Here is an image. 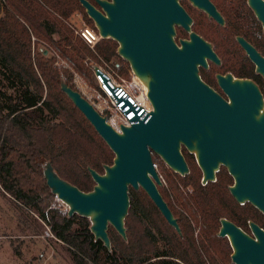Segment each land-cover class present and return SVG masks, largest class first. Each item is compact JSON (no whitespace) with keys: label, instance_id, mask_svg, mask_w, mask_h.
I'll use <instances>...</instances> for the list:
<instances>
[{"label":"trees","instance_id":"1","mask_svg":"<svg viewBox=\"0 0 264 264\" xmlns=\"http://www.w3.org/2000/svg\"><path fill=\"white\" fill-rule=\"evenodd\" d=\"M78 11L97 30L79 0H0V71L8 88L17 92L0 89L1 187L17 203L47 219L75 264H235L228 237L218 235L221 218L251 233V220L264 228V214L250 202L240 204L234 198L229 189L234 179L225 166L217 172L216 181L203 184V172L185 147L190 167L186 175L153 155L168 184L159 186L160 192L178 219L181 233L168 223L144 189L132 186L127 239L110 226V249L95 238L90 218L69 216L57 206V195L44 176L47 162L64 179L91 191L95 181L89 167L104 173V166L113 164L115 158L62 90V82L74 88V72L91 81L94 60H122L121 70L126 74L130 68L118 54L115 39L102 38L92 49L75 34L69 19ZM61 60L67 66L61 65ZM145 218L164 240L162 252Z\"/></svg>","mask_w":264,"mask_h":264},{"label":"water","instance_id":"2","mask_svg":"<svg viewBox=\"0 0 264 264\" xmlns=\"http://www.w3.org/2000/svg\"><path fill=\"white\" fill-rule=\"evenodd\" d=\"M102 38L119 43L118 54L130 63L148 89L153 110L130 126L116 130L82 93L62 82L61 88L115 153L104 173L89 167L95 185L83 191L61 177L51 162L44 176L51 191L69 206L68 215L90 218L91 231L110 249L109 227L127 239L126 217L130 186L142 188L168 223L181 227L160 192L162 177L154 154L175 172L186 175L185 147L196 157L202 183L216 181L224 165L234 178L229 187L240 203L250 202L264 214V96L256 82L218 75L229 95L226 101L202 81L199 65L210 58L220 63L212 44L191 31L192 18L180 0H79ZM222 24L224 18L210 0H191ZM264 28V0H248ZM190 31V39L175 40L176 26ZM257 72L264 77V56L238 37ZM252 234L232 220L221 218L218 235L228 237L235 264H264V228L249 222Z\"/></svg>","mask_w":264,"mask_h":264},{"label":"flooded vegetation","instance_id":"3","mask_svg":"<svg viewBox=\"0 0 264 264\" xmlns=\"http://www.w3.org/2000/svg\"><path fill=\"white\" fill-rule=\"evenodd\" d=\"M210 1L224 18L223 24L191 0H180V4L192 18L191 31L209 41L220 58L219 64L208 58V66L202 64L198 66L202 81L216 90L226 101H230L229 95L219 82L218 75L232 74L234 78H245L256 82L264 96V77L257 72L256 63L238 40V37H243L264 56L262 22L248 0ZM181 39H190V31L177 25L175 40L180 44Z\"/></svg>","mask_w":264,"mask_h":264},{"label":"rangeland","instance_id":"4","mask_svg":"<svg viewBox=\"0 0 264 264\" xmlns=\"http://www.w3.org/2000/svg\"><path fill=\"white\" fill-rule=\"evenodd\" d=\"M77 14H81L84 19V15L79 11L75 12L69 19L76 28L83 24ZM100 60H94L93 62H100ZM112 61H115L118 65L116 67L117 74L126 82H130L132 74H134L131 66L127 69L128 73L126 74L121 70V67L125 64L124 61L117 59L116 62L113 59L110 62ZM0 80V89L7 90L13 94L17 93L15 92L16 89L8 88V81L1 74V71ZM73 85L79 91L86 89L89 92L91 90L89 88L95 86L94 76L91 81L82 75L77 79H74L73 76ZM156 164L160 173L159 169L161 168L162 170V166L159 162ZM160 175L163 180L162 185L168 186L164 176L161 173ZM141 189L139 188L138 191ZM56 202L61 210L68 212L69 206L65 202L58 197L56 198ZM145 222L152 230L158 250L162 252L166 248L164 240L150 220L145 218ZM0 264H75L71 251L64 242L54 236L47 219H43L39 213L17 203L9 193L3 190L1 184Z\"/></svg>","mask_w":264,"mask_h":264},{"label":"built area","instance_id":"5","mask_svg":"<svg viewBox=\"0 0 264 264\" xmlns=\"http://www.w3.org/2000/svg\"><path fill=\"white\" fill-rule=\"evenodd\" d=\"M82 25L75 27V34L80 36L92 49H95L102 36L94 27L86 23L81 14H77ZM61 65L67 63L60 61ZM95 86L81 90L95 108L104 116L107 121L118 131L122 125L130 126L136 116L144 118L153 110V105L148 97V89L144 82L132 74L130 82L122 79L116 71L118 65L115 62H108L103 59L100 62L92 63ZM81 74L74 72V79ZM83 76V75H82ZM157 167V164L155 163Z\"/></svg>","mask_w":264,"mask_h":264},{"label":"bare ground","instance_id":"6","mask_svg":"<svg viewBox=\"0 0 264 264\" xmlns=\"http://www.w3.org/2000/svg\"><path fill=\"white\" fill-rule=\"evenodd\" d=\"M137 77H138V76H137ZM138 79L142 81V79H141L140 77H138ZM142 82H143V81H142Z\"/></svg>","mask_w":264,"mask_h":264}]
</instances>
